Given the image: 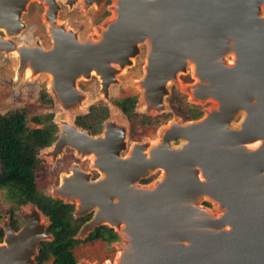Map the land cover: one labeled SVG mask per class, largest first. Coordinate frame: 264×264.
I'll return each mask as SVG.
<instances>
[{"label":"water","instance_id":"95a60500","mask_svg":"<svg viewBox=\"0 0 264 264\" xmlns=\"http://www.w3.org/2000/svg\"><path fill=\"white\" fill-rule=\"evenodd\" d=\"M30 1L0 0V31L17 34ZM37 1L51 20L56 0ZM262 8L264 0H117L116 19L108 20L100 41L80 43L51 31L52 46L44 52L39 45L16 48L0 35V51L16 52L20 70L49 74L63 103L79 100L80 74L88 79L95 72L106 92L146 40L151 48L140 85L152 108H160L167 83L189 62L199 80L191 87L193 97L218 104L198 120L168 123L179 127H163L158 143L133 144L125 157L120 156L126 149L124 130L106 123L105 131L93 136L73 125L79 115L73 123L53 119L57 133L49 147L59 152L69 146L80 158L92 156L99 173L92 180L73 166L55 191L63 203L77 205L74 218L92 213L76 239L84 240L99 226L112 228L121 240L118 249L123 247L118 264H264V142L256 150L243 146L264 140ZM230 52L233 61L227 64ZM242 111L246 116L239 128H230ZM156 171L163 177L152 181L153 188L152 182L139 183ZM198 171L205 182L198 180ZM203 200L221 213L211 214ZM31 205L37 212L23 217L20 230L3 227L0 264H36L38 245L52 240L48 218Z\"/></svg>","mask_w":264,"mask_h":264},{"label":"rangeland","instance_id":"374dc122","mask_svg":"<svg viewBox=\"0 0 264 264\" xmlns=\"http://www.w3.org/2000/svg\"><path fill=\"white\" fill-rule=\"evenodd\" d=\"M56 4L58 6L56 14L50 20L47 15V7L43 2L37 0L28 2L20 15L22 28L17 34L7 36L0 31V35L4 40H9L16 48L39 45L42 49H49L52 46L51 31H59L63 35H73L79 42L97 41L101 38V30L108 23L111 16L113 1L104 0L100 6L86 5L85 0H73L71 3H68V0H56ZM90 4L92 3L90 2ZM263 13L264 8L261 11V14ZM149 50L150 47L145 41L138 44V53L132 58L130 65L124 67L122 72L116 74L115 81L108 86L106 92L103 90L102 81L100 82L94 75L88 79H78L75 88L79 100L74 104L63 103L58 100L50 87L49 74L32 72L31 70L28 71V69L27 71L20 70L16 52L11 50H7L8 52L0 51V114L3 115L15 110L25 109L27 111V126L34 128L38 127L31 121L34 116L52 112L53 119L56 122L61 120L73 123L74 118L78 115H85L91 105H105L108 108V118L103 122L97 135L105 131L106 123L116 129L124 130L126 149L120 153V156L125 157L129 154L133 144H150L157 140L159 131L168 123L172 121L179 123L188 122L179 113L172 111L169 106L168 101L173 91H177L184 96L187 103L201 106L203 116L214 107V103H201L193 97L191 87L199 80L197 77L194 79L192 64L189 62L183 72H179L174 80H170L167 83L166 93L162 98L160 108L158 110L152 108L143 97L142 86L140 85L145 74ZM225 61L227 64L233 61L231 52L226 54ZM43 92L51 99V105L41 102L40 96ZM128 96L137 98L134 109L136 114L149 117L169 114V119L156 128L144 125L131 132L127 118L117 111L113 104L114 100ZM241 116L242 113L239 112L233 117L230 122V128H239ZM176 126L179 125L177 124ZM52 148H46L39 153L43 166L37 173L36 183L37 188L47 192L52 199H59L58 194L55 192L59 179L67 175L73 166L82 172L88 173L90 179H94L99 175L92 167L91 160L80 158L71 147L64 146L59 152H54V148ZM159 175L160 171L150 173L147 178L140 180L139 183L146 185V183H143L144 181L150 183L156 180ZM59 200L64 201L63 199ZM12 205L13 200L7 195L5 189H0V229L2 232L4 226H9L13 230L11 227L12 221L15 222V227L17 228V230L13 231L20 230L25 223L23 217L37 212L30 203L22 204L14 209L15 219H12L9 212ZM70 205L74 206V212L77 205L75 203ZM201 205L209 209L214 216H218L221 213L213 203L207 200H203ZM91 217L92 213H89L75 219L84 220V224ZM42 220H45L44 217H42ZM120 242L121 240L119 239L118 242L110 245L100 240L82 243L73 250L76 264H113L118 251V243ZM44 264H51V261Z\"/></svg>","mask_w":264,"mask_h":264},{"label":"trees","instance_id":"16d2710c","mask_svg":"<svg viewBox=\"0 0 264 264\" xmlns=\"http://www.w3.org/2000/svg\"><path fill=\"white\" fill-rule=\"evenodd\" d=\"M40 100L44 104H52L45 92L41 94ZM136 100L135 96H128L113 102L127 118L131 132L144 125L156 128L169 119V114L154 117L136 114ZM168 103L171 110L179 113L186 121L199 119L203 115L201 106L187 103L185 97L177 91L172 92ZM53 117L52 112L34 116L31 121L38 127L29 128L25 109L0 114V189H5L13 200L9 210L12 219H15L14 209L30 203L49 220L46 233L52 236V240L40 242L36 264L48 261L51 264H76L73 250L78 245L96 240L110 245L118 242L119 236L112 228L103 225L95 228L84 240L76 239L84 220L73 217L74 206L52 199L47 192L37 188V173L43 166V161L38 158L39 152L56 140L57 126ZM107 118L108 108L98 104L90 106L85 115L76 118L75 123L96 134ZM11 227L17 230L13 221ZM2 238L3 232L0 229V241Z\"/></svg>","mask_w":264,"mask_h":264},{"label":"bare ground","instance_id":"6f19581e","mask_svg":"<svg viewBox=\"0 0 264 264\" xmlns=\"http://www.w3.org/2000/svg\"><path fill=\"white\" fill-rule=\"evenodd\" d=\"M102 1L103 0H91L90 2L93 4H90L91 6H97L99 3L100 4H102ZM113 1V6H112V12H111V16H110V18H109V20H115L116 19V3H117V0H112ZM89 2V3H90ZM64 38L62 39V40H65V38H66V36H63ZM51 39L53 40V38H52V36H51ZM100 41V40H99ZM145 42L148 44V41H146L145 40ZM81 43V42H80ZM149 46H150V48H151V45H150V43H149ZM29 49H31V48H29ZM44 52H47L48 51V49H42ZM230 63H232V62H230ZM191 68H192V70L194 71V66L192 65L191 66ZM195 74V73H194ZM91 75H94V76H96L97 74L95 73V72H92V74ZM195 76V75H194ZM83 77V75L81 76V74L78 76V79H84V78H82ZM97 78H98V76H96ZM99 79H101V78H99ZM194 79H196V76L194 77ZM102 81V79L100 80V82ZM103 82H101V84H102ZM196 83H198V81L196 82ZM102 86V85H101ZM103 90H104V88H103ZM142 94H143V96H144V94H145V90L144 89H142ZM145 96H146V94H145ZM147 97V96H146ZM149 100V99H148ZM150 101V100H149ZM207 102H211V103H214V107H213V110L214 109H218V104H216L217 102H215L214 100H207ZM242 113V119L246 116V113L244 112L243 113V111L241 112ZM176 123V122H175ZM172 123L171 125L169 124V125H167V126H165L164 128H163V130L164 129H168L169 131H170V129L172 130V129H174L175 127H179V126H176L178 123ZM179 125V124H178ZM116 131L117 130H115V131H113L114 133H116ZM70 133H72V132H70ZM160 135L162 134V130H161V133H159ZM164 134V133H163ZM159 139H160V136L158 137V140H155L154 142H152V144H156V143H158V141H159ZM264 142V140L263 139H256V140H254V141H251V142H248V143H246V144H244L243 146H244V148H245V150H256L257 148H259V146L260 145H262V143ZM149 150L150 149H146V150H144V154H145V156L146 157H148L149 156ZM86 158H88V159H90L91 160V164L94 166L95 164H94V158L92 157V156H87ZM98 168H95V166H94V170H96L97 172H98V170H97ZM73 170H75V169H73ZM75 172H77V171H75ZM81 172V171H80ZM99 174V173H98ZM71 174H67V175H64V176H62L61 178H60V182H59V186L61 185V183H63L64 182V180L68 177V176H70ZM100 176H102V173L100 174ZM159 177H160V179L163 177V172L159 175ZM158 177V178H159ZM157 178V179H158ZM156 179V180H157ZM198 180L200 181V182H205V179H204V177L202 176V173L200 172V171H198ZM154 184H155V182L153 183H150L148 186L149 187H151V188H153L154 187ZM62 186V185H61ZM60 190V189H59ZM207 197H205V199H206ZM122 251H123V247H119V249H118V251H117V255H116V259H115V261H114V263L113 264H118L117 262H118V259H119V257L122 255ZM106 264H109V263H106Z\"/></svg>","mask_w":264,"mask_h":264},{"label":"flooded vegetation","instance_id":"af4514ba","mask_svg":"<svg viewBox=\"0 0 264 264\" xmlns=\"http://www.w3.org/2000/svg\"><path fill=\"white\" fill-rule=\"evenodd\" d=\"M91 106H92V105H91ZM134 112H135V111H134ZM202 112H203V111H202ZM202 116H203V115H202ZM202 116H201V117H202ZM201 117H200V118H201ZM200 118H199V119H200ZM196 120H198V119H196ZM190 121H195V120H190ZM190 121H188V122H190ZM75 124H76V123H75ZM102 124H103V123H102ZM76 126H78V125H76ZM101 126H102V125H101ZM78 127H80V126H78ZM139 127H141V126H139ZM81 128H82V127H81ZM137 128H138V127H137ZM83 129H84V128H83ZM85 130H86V129H85ZM87 131H89V130H87ZM90 133H91V132H90ZM91 134H92V133H91ZM97 134H98V133H96V134H92V135L94 136V135H97ZM73 168H74V167H73ZM76 168H77V167H76ZM80 171H81V170H80ZM67 174H70V172L67 173ZM98 177H99V175H98L96 178H98ZM96 178H94V179H92V180H95ZM59 182H60V179H59ZM148 183H149V182H148ZM148 183H146V184H148ZM81 226H82V225H81Z\"/></svg>","mask_w":264,"mask_h":264}]
</instances>
